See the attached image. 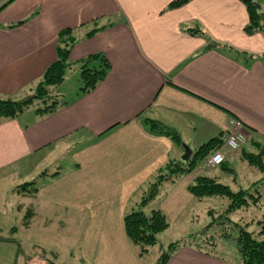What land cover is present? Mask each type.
<instances>
[{"label":"crops","instance_id":"crops-1","mask_svg":"<svg viewBox=\"0 0 264 264\" xmlns=\"http://www.w3.org/2000/svg\"><path fill=\"white\" fill-rule=\"evenodd\" d=\"M172 1L11 0L0 9L2 98L34 92L58 57L61 32L70 29L69 59L76 64L54 89L62 105L46 113L30 106L0 120V177L17 165L27 173L22 184L35 181V190L15 187L23 226L66 220L77 231L69 255L76 260V253L78 261L70 264H151L146 256L153 250L140 254L126 233L124 218L136 209L148 215L159 209L169 221L159 246H152L159 247L156 262L169 240L182 241L190 229V235L202 232L205 226L195 232L196 218L206 199L196 198L190 186L200 175L221 181V165L206 160L141 201L167 164L183 161L186 153L189 160L221 138L232 118L245 123L248 140L226 152L228 176L236 179L242 166L252 173L246 179L255 180L250 187L260 180L243 151L252 144L255 153L264 152V32H246L250 14L242 0H190L168 8ZM254 2L264 12V0ZM196 27L202 32L189 30ZM93 54L104 56L110 68L94 89L83 91L77 62ZM147 120L170 127L179 140L152 131ZM234 182L227 183L234 191L248 189ZM38 250L26 264H62L55 251L44 257L42 242ZM167 264L241 261L239 251L231 256L184 244Z\"/></svg>","mask_w":264,"mask_h":264},{"label":"trees","instance_id":"trees-1","mask_svg":"<svg viewBox=\"0 0 264 264\" xmlns=\"http://www.w3.org/2000/svg\"><path fill=\"white\" fill-rule=\"evenodd\" d=\"M3 1L0 0V3ZM9 1L11 0L1 3L0 9ZM189 1L173 0L168 5V8H176ZM242 1L246 4L250 14V21L245 28L246 32H264V12L257 9L254 0ZM189 30L195 34L202 32L199 27L190 28ZM69 34L70 29L61 32L58 57L47 67L43 79L38 83L34 92L21 99L0 97V120L16 118L30 106H36L39 112L46 113L62 105V102L54 96V89L63 82L67 71L76 64L69 59L73 46ZM212 43L213 45L216 44L215 41ZM98 62H100L99 65H96ZM77 65L81 70L83 79L81 90L83 91L94 89L106 77L110 68V63L100 54H93L83 58L77 62ZM147 122L152 131L171 135L174 139L179 140L178 134L170 127L156 120H147ZM221 145L222 140L220 137L213 138L200 146L194 157L187 162L176 161L167 164L150 185L147 193L142 198L141 204L154 198L164 181H175L180 174L191 171L196 165L205 162ZM243 157L250 164L257 166L264 172V152L262 149L258 153L244 150ZM224 162L220 165L227 169L224 166ZM262 185L264 186V177L253 184V188H242L234 191L229 185L222 183L215 177L200 175L196 182L190 186L194 196L198 199L228 198L230 200L229 206L225 211H218L214 208L209 209L208 213L211 221L204 227L202 232L192 234L187 240L183 239L182 241L170 243L167 248L162 249L156 264H167L181 245L193 244L206 252H214L213 247L217 245L220 239L231 236H235L241 264H264V215L263 219L258 220L260 229L257 232L248 229L249 222L244 221V217H240L238 221L231 217L234 212L249 210L252 206L261 207L264 205V194L259 190ZM35 188V181L25 182L18 186L20 191L21 189L31 191L35 190ZM252 189L257 190L258 194L255 195ZM124 225L128 237L139 248L140 254L143 255L150 251V247L158 243V234L169 226V221L159 209H154L149 215L142 209H136L126 214ZM234 231H236V234H234ZM48 260L50 261L48 264H56L53 260Z\"/></svg>","mask_w":264,"mask_h":264},{"label":"rangeland","instance_id":"rangeland-1","mask_svg":"<svg viewBox=\"0 0 264 264\" xmlns=\"http://www.w3.org/2000/svg\"><path fill=\"white\" fill-rule=\"evenodd\" d=\"M257 3L259 5L260 2ZM69 75L70 72H68L67 76ZM246 149L248 151H252L253 153L258 151L257 148L252 144L248 145ZM248 166L250 165L248 164ZM253 168L261 172L260 177L257 178L256 180L262 179L264 177V172L261 171L260 168H258L255 165H253ZM211 169L213 168H209L208 170ZM237 169L239 172L236 179L234 175L231 177L228 176L231 173H229L227 169H223L219 167L216 170H219L220 173L222 174L220 178L222 183L224 184L229 183L235 187L236 184L234 181H236L238 184H242V185L246 183L245 184L247 185L246 188H250L251 185L250 182L255 181L252 179L251 180L246 179L247 176L252 174L251 171L243 169L242 166L241 167L238 166ZM26 175L27 173L21 174L19 170H17V165H14L13 167L9 168L6 171L5 176H3L4 178L0 177V264H26V262L28 261L27 256H29V254L38 256V251H39L38 246L40 242L43 243L44 248H46L47 250L46 252L47 257L51 258L52 257L51 252L55 251L60 257L59 261L62 264H70L72 261H78V255L76 253H75L76 260L70 258L69 255L70 250L74 247L73 237L77 234V231L72 232V228L68 227V222L66 220L55 218L53 221H49V223L46 225L43 224V220H39L40 223L39 229L36 226L29 229L23 226L24 224L20 219V213L16 211L17 205L22 200V197H20L19 194L15 193L16 192L15 187L18 183L19 185L22 184L21 181L26 178ZM235 189H239V188H235ZM259 190L262 192V194H264L263 185L262 187H260ZM252 192L255 195L258 194V191L255 189H252ZM214 198H215L214 200L216 201L213 202L210 201V199H206L205 201L206 208L202 204L199 206L200 208L198 210L199 216L196 218L197 228L195 232L197 230H199L200 232L203 229V227L206 226L211 221V217L207 216L206 214L204 215V211H208L211 208H214L218 211H223V210L225 211L228 208L230 203V200L228 198H224V197H214ZM208 205H210V208L207 209ZM62 215H65V213L62 212ZM263 215H264V205L261 207L252 206L250 207L249 210H240L234 212L231 215V217L236 221H238L240 217H244V221L249 222V225L247 226L248 229L250 231L257 232L260 229L258 220L263 219ZM62 223L64 224V226L62 225ZM186 233H187L186 236H180V237L187 240L191 236L190 235L191 229L188 230V232ZM234 234H236V231H234ZM169 241L166 245H169L170 243ZM157 246H159V244H157ZM152 248L153 247H150V251L153 250L152 253H150L149 255H147L146 253L145 255H147L146 260H149L151 264H155L157 263L155 258L159 251V247H155L154 249ZM76 249L77 248L75 247L73 251H76ZM213 249L219 254H225L231 256L237 254L238 256V249L236 246L235 236L220 239L217 242V245L213 247ZM160 254H161V250L159 256ZM39 255L40 257H42L41 253H39ZM39 259L38 261H40ZM33 264H35L34 261Z\"/></svg>","mask_w":264,"mask_h":264},{"label":"built area","instance_id":"built-area-1","mask_svg":"<svg viewBox=\"0 0 264 264\" xmlns=\"http://www.w3.org/2000/svg\"><path fill=\"white\" fill-rule=\"evenodd\" d=\"M245 123L237 118H232L230 127L221 137L222 145L207 160L208 166H218L225 161L226 152L237 151L248 140Z\"/></svg>","mask_w":264,"mask_h":264},{"label":"water","instance_id":"water-1","mask_svg":"<svg viewBox=\"0 0 264 264\" xmlns=\"http://www.w3.org/2000/svg\"><path fill=\"white\" fill-rule=\"evenodd\" d=\"M255 6L257 7V9L260 8L257 4H255ZM188 158H189V155L186 153L185 155H183L182 160H183L184 162H186V161L188 160Z\"/></svg>","mask_w":264,"mask_h":264}]
</instances>
